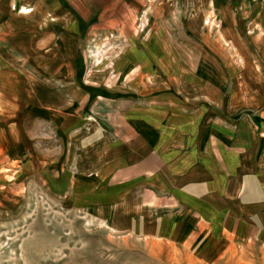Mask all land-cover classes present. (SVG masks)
I'll use <instances>...</instances> for the list:
<instances>
[{
  "label": "crops",
  "instance_id": "1",
  "mask_svg": "<svg viewBox=\"0 0 264 264\" xmlns=\"http://www.w3.org/2000/svg\"><path fill=\"white\" fill-rule=\"evenodd\" d=\"M81 1L0 0V106L17 103L11 93L16 89L29 92L32 66L38 73L78 76L77 65L63 61L58 45L79 42L95 26L72 12ZM211 1L222 27L216 41L201 40V58L195 57L189 65V59L182 57L175 72L164 69L163 63L157 73L153 67H140L153 83H145L143 75L133 84L136 93L106 91L99 96L118 100L129 132L103 135L98 162L102 171L86 175L87 187L93 189L102 181L107 189L115 188L120 199L137 204L136 217L126 228L133 234L175 245H187L191 236L201 239V248L221 242L224 236L233 245L264 246V66L260 61L264 39L255 30L252 35L243 33L246 23L264 29V0H244L240 9L245 16L240 19L233 17V2L226 8L227 0ZM29 6H45L51 18H22L18 10L28 13L24 10ZM161 38L156 35L158 42L165 43L161 44L168 52L165 56H172L174 40L167 35ZM151 39L153 43L154 36ZM221 40L227 46L217 43ZM36 42L44 46L39 48ZM157 48L151 45L148 52L156 64ZM189 49L188 58L193 55ZM209 57L215 59V66H208ZM17 60H23V66ZM205 71L219 81L208 82ZM81 87L76 83L56 89V99L60 102L70 95L76 100L87 93ZM7 129L10 134L15 130ZM10 144L8 139L1 141L8 152ZM89 166L96 164L90 161Z\"/></svg>",
  "mask_w": 264,
  "mask_h": 264
},
{
  "label": "rangeland",
  "instance_id": "2",
  "mask_svg": "<svg viewBox=\"0 0 264 264\" xmlns=\"http://www.w3.org/2000/svg\"><path fill=\"white\" fill-rule=\"evenodd\" d=\"M227 1L226 8L233 2L235 19L245 16L240 9L244 0ZM211 4V0H82L81 6H73L74 14L95 25L79 42L58 45L63 61L77 65L78 76L38 73L32 66L29 92L16 89L11 93L17 103L0 106V264H264L259 242L238 246L224 236L201 248V239L191 236L187 245H175L133 234L126 228L136 217L137 204L120 199L118 191L107 189L102 181L93 189L87 187L86 175L102 171L98 162L103 135L129 132L118 100L99 96L106 91L136 93L133 84L143 75L145 83H153L140 67H153L157 73L163 63L164 69L174 71L182 57L189 65L201 58L202 41H216L222 27ZM29 7L24 8L28 13L18 10L22 18H51L45 6ZM252 24L246 23L243 33L252 35L255 30L264 39V29ZM156 35L162 36L160 40L171 36L176 46L172 56H165L168 52L161 45L165 43ZM150 44L161 45L155 49L160 54V61L157 54L154 57L157 64L148 54ZM188 48L193 54L189 58ZM260 54L264 66V50ZM18 62L23 66V60ZM208 62L215 66V59L209 57ZM207 73L203 75L208 82L219 81ZM76 83L87 91L84 96L56 99V89ZM9 126H14L13 134ZM3 139L11 143L9 152L1 145ZM90 161L96 166H89ZM59 179L60 185L53 186Z\"/></svg>",
  "mask_w": 264,
  "mask_h": 264
},
{
  "label": "bare ground",
  "instance_id": "3",
  "mask_svg": "<svg viewBox=\"0 0 264 264\" xmlns=\"http://www.w3.org/2000/svg\"><path fill=\"white\" fill-rule=\"evenodd\" d=\"M25 12H29V11H26V10H24Z\"/></svg>",
  "mask_w": 264,
  "mask_h": 264
}]
</instances>
